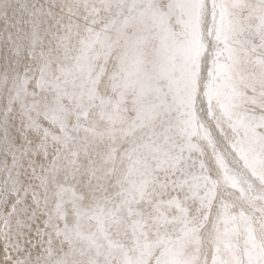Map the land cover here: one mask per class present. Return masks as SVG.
<instances>
[{
    "label": "snow or ice",
    "instance_id": "obj_1",
    "mask_svg": "<svg viewBox=\"0 0 264 264\" xmlns=\"http://www.w3.org/2000/svg\"><path fill=\"white\" fill-rule=\"evenodd\" d=\"M0 24V264H264V0Z\"/></svg>",
    "mask_w": 264,
    "mask_h": 264
},
{
    "label": "rangeland",
    "instance_id": "obj_2",
    "mask_svg": "<svg viewBox=\"0 0 264 264\" xmlns=\"http://www.w3.org/2000/svg\"><path fill=\"white\" fill-rule=\"evenodd\" d=\"M0 27H2V24H0Z\"/></svg>",
    "mask_w": 264,
    "mask_h": 264
}]
</instances>
